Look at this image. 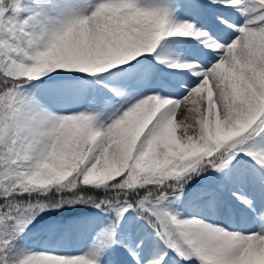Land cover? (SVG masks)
I'll return each mask as SVG.
<instances>
[{
  "label": "snow or ice",
  "instance_id": "1",
  "mask_svg": "<svg viewBox=\"0 0 264 264\" xmlns=\"http://www.w3.org/2000/svg\"><path fill=\"white\" fill-rule=\"evenodd\" d=\"M0 264H264V0H0Z\"/></svg>",
  "mask_w": 264,
  "mask_h": 264
},
{
  "label": "bare ground",
  "instance_id": "2",
  "mask_svg": "<svg viewBox=\"0 0 264 264\" xmlns=\"http://www.w3.org/2000/svg\"><path fill=\"white\" fill-rule=\"evenodd\" d=\"M182 114H183V108H181V109L178 111V119H179V118H182Z\"/></svg>",
  "mask_w": 264,
  "mask_h": 264
}]
</instances>
